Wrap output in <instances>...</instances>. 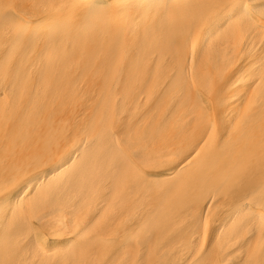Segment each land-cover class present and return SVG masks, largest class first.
<instances>
[{"label":"bare ground","instance_id":"bare-ground-1","mask_svg":"<svg viewBox=\"0 0 264 264\" xmlns=\"http://www.w3.org/2000/svg\"><path fill=\"white\" fill-rule=\"evenodd\" d=\"M0 264H34L31 0H0Z\"/></svg>","mask_w":264,"mask_h":264}]
</instances>
